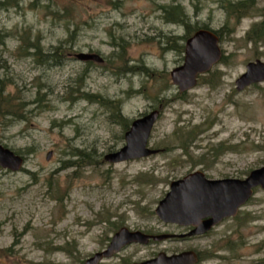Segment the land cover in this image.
Wrapping results in <instances>:
<instances>
[{"label":"rangeland","instance_id":"1","mask_svg":"<svg viewBox=\"0 0 264 264\" xmlns=\"http://www.w3.org/2000/svg\"><path fill=\"white\" fill-rule=\"evenodd\" d=\"M241 1L248 8L232 12ZM0 3V144L24 157L18 171L0 166V264H82L122 227L183 233L154 213L171 181L195 170L243 178L264 165V81L235 86L247 62L264 63V30L252 34L264 0ZM184 23L217 31L222 58L180 92L170 71L183 61ZM154 109L147 146L157 152L105 160L125 143L120 117L129 126ZM255 191L204 236L132 242L99 264L187 249L200 264H255L264 257V190Z\"/></svg>","mask_w":264,"mask_h":264},{"label":"water","instance_id":"2","mask_svg":"<svg viewBox=\"0 0 264 264\" xmlns=\"http://www.w3.org/2000/svg\"><path fill=\"white\" fill-rule=\"evenodd\" d=\"M183 53L182 64L170 71L171 81L180 92L194 87L197 77L208 72L222 56L218 36L214 31L204 28L197 29L185 40ZM75 57L81 61L92 60L98 63L103 61L97 53L78 52ZM262 81H264V63L256 59L246 64L245 72L235 80V85L237 90H241L245 86ZM159 114V110L154 109L132 120L129 129L124 133V145L118 151L104 155V159L108 162H120L156 153V149L147 146V141ZM50 154L49 152L48 156ZM23 164V156L0 144L2 168L18 171ZM256 186L264 188V166L251 170L244 179L213 180L205 178L200 171H194L171 181L169 191L155 208V214L164 222L192 226L190 231L178 235H149L122 227L112 236L106 249L94 253L83 264H98L132 242L146 244L150 239L158 241L174 236L203 234L221 219L235 215L238 207L249 198ZM196 262L197 254L188 250L172 255L159 252L155 258L133 264H195Z\"/></svg>","mask_w":264,"mask_h":264},{"label":"trees","instance_id":"3","mask_svg":"<svg viewBox=\"0 0 264 264\" xmlns=\"http://www.w3.org/2000/svg\"><path fill=\"white\" fill-rule=\"evenodd\" d=\"M247 2V1H246ZM0 5H1V3H0ZM236 6V8L235 7H233V8H230L231 9V11L232 12H238L240 9H242V11H245L246 10V8H248V5L247 6H245V2H243V1H241V2H237V4L235 5ZM176 8V6H172V10L171 11H169L170 13H169V15H171V16H175L174 15V9ZM238 8V9H237ZM229 9V8H228ZM185 25H186V27H187V35H185L184 36V38L186 37H189L195 30H197V29H199V28H206V29H210V28H208L206 25H203V26H192V25H190L189 23H184ZM260 30V31H259ZM264 30V22L262 23H259L256 27H254L253 28V30L252 31H254V32H256V33H252V34H254V36H258L262 31ZM258 31V32H257ZM214 32L217 34L218 32L217 31H215L214 30ZM218 35V34H217ZM31 48L32 49H34L35 51H36V53L37 52H39V46H37V45H32L31 46ZM34 51V52H35ZM52 56V54H48L47 55V57H51ZM1 92H2V89H0V94H1ZM85 97H86V95H85ZM5 102V98H3V97H1L0 96V104H3ZM7 114H10V115H13V116H16V117H19V118H21L22 117V113H20V114H16L15 112H13V111H8V113ZM120 120L121 121H119V122H121L123 125H124V127H125V129H127V126H128V120H126V119H124V118H121L120 117Z\"/></svg>","mask_w":264,"mask_h":264},{"label":"flooded vegetation","instance_id":"4","mask_svg":"<svg viewBox=\"0 0 264 264\" xmlns=\"http://www.w3.org/2000/svg\"><path fill=\"white\" fill-rule=\"evenodd\" d=\"M75 56V53H74V55H73V57ZM246 87H248V86H246ZM246 87H244V88H246ZM243 88V89H244ZM253 170V169H252ZM251 171V170H250ZM249 171V172H250ZM249 172H248V174H249ZM247 174V175H248ZM246 175V176H247ZM245 176V177H246ZM245 177H243V178H245ZM225 178H235V179H243V178H240V177H225ZM225 178H223V179H225ZM256 189H263L264 190V188H261L260 186H256L255 188H253V191H252V194L249 196V198L244 202V203H242L239 207H238V209H237V212H236V214L235 215H233V216H229V217H225V218H223V219H221L218 223H216L215 225H213L209 230H207L206 232H204L203 234H199V235H193V236H186V237H184V238H191V237H199V236H204L205 234H207L208 232H210L214 227H216V225H218L221 221H223L224 219H228V218H232V219H234L237 215H238V213L240 212V210L244 207V206H246L247 205V203H250V201H251V199L253 198V196L256 194ZM256 218H254L253 219V221L254 220H258V215H256L255 216ZM182 227H184V231L185 232H183V233H187L188 231H190L191 229H192V226H182ZM148 234V233H147ZM261 246H263V245H260V247ZM187 250H192V249H187ZM194 251V250H193ZM195 253L197 254V262L195 263V264H200V263H202V261H203V258L199 255V252L198 251H195ZM156 256V255H155ZM155 256H153V257H151V258H147V259H145V260H142V261H146V260H150V259H152V258H155ZM264 258V257H263ZM263 258H260L259 260H257V261H255V264H264V259ZM142 261H139V262H142ZM139 262H134V263H139ZM131 264H133V262L131 263Z\"/></svg>","mask_w":264,"mask_h":264}]
</instances>
